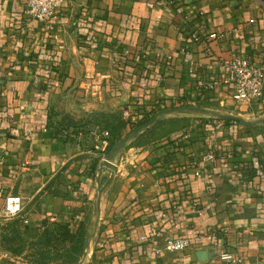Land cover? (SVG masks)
<instances>
[{
  "label": "crops",
  "instance_id": "obj_1",
  "mask_svg": "<svg viewBox=\"0 0 264 264\" xmlns=\"http://www.w3.org/2000/svg\"><path fill=\"white\" fill-rule=\"evenodd\" d=\"M149 1L62 0L41 23L23 0H0L3 195L20 198L26 229L86 220L92 231L97 214L80 264H264V123L216 129L213 118L172 114L127 143L115 166L94 147L93 130L124 135L170 106L253 115L231 100L223 62L247 54L264 65V0ZM192 30L239 37L182 52ZM207 150L223 158L202 161ZM10 220L0 215V234ZM167 236L187 246L169 252Z\"/></svg>",
  "mask_w": 264,
  "mask_h": 264
},
{
  "label": "built area",
  "instance_id": "obj_2",
  "mask_svg": "<svg viewBox=\"0 0 264 264\" xmlns=\"http://www.w3.org/2000/svg\"><path fill=\"white\" fill-rule=\"evenodd\" d=\"M62 0H23L24 12L27 18L37 20L41 23H47L55 15L56 9L61 5ZM148 7L153 6V1L147 2ZM250 22L253 20L250 19ZM234 37H239L238 30H223V31H211L205 34L192 30L183 35L181 51L187 52L193 44H199L208 40L223 39L230 33ZM225 69V81L232 84V91L230 98L237 104H245L247 106H257L258 108L264 107V65L258 64L253 60L250 55L247 54H233L230 58L223 62ZM214 82L207 83L206 87L211 89L214 86ZM128 114L124 112V116ZM215 119L214 126L217 129L220 124L219 119ZM214 128V129H215ZM46 130V128H44ZM96 143L95 149L102 152L101 162L103 156L109 150L112 144H110V133L108 130H93ZM213 151H205L201 155V160L210 164L216 163L219 159ZM103 164V163H102ZM195 175L199 174L196 170ZM0 197H3V203L0 206V215L7 219H13L19 216L21 212V201L18 196L3 195L0 183ZM26 222V220H23ZM142 240L144 236L140 237ZM187 246L185 239L177 238L174 236H167L164 243V249L169 252L184 250ZM222 260H231L232 255L229 253L221 254Z\"/></svg>",
  "mask_w": 264,
  "mask_h": 264
},
{
  "label": "rangeland",
  "instance_id": "obj_3",
  "mask_svg": "<svg viewBox=\"0 0 264 264\" xmlns=\"http://www.w3.org/2000/svg\"><path fill=\"white\" fill-rule=\"evenodd\" d=\"M253 107V115H248L246 112L247 114L244 113L241 116L255 118L264 113L262 112L263 106L258 108L254 105ZM176 115L182 116L181 114ZM54 222L63 227V223ZM2 223L5 240L0 238V264H80L93 235L90 234L86 241L87 231L85 234L80 233L77 226H69L67 230L70 231L66 236L62 235V228L54 226L53 223L26 230L18 229L9 221H2ZM8 248L14 249L17 255L11 254Z\"/></svg>",
  "mask_w": 264,
  "mask_h": 264
},
{
  "label": "water",
  "instance_id": "obj_4",
  "mask_svg": "<svg viewBox=\"0 0 264 264\" xmlns=\"http://www.w3.org/2000/svg\"><path fill=\"white\" fill-rule=\"evenodd\" d=\"M172 114H181V115H196V116H205L210 118L228 120L232 122H236L245 127H253L264 123V113L255 118H245L241 115L234 114L228 111L209 108L200 105H176L170 106L166 108H162L156 110L149 118L137 124L131 130L126 132L119 140L115 141L107 153L103 156V164H108L110 166H115L116 158L119 153L125 147L127 143H129L133 138H135L139 133L148 128L150 125L155 123L157 119L162 116L172 115ZM98 212V206L97 211ZM97 217V214H96ZM94 219V227L92 231L87 230V240L89 239V235L94 233L96 218Z\"/></svg>",
  "mask_w": 264,
  "mask_h": 264
},
{
  "label": "trees",
  "instance_id": "obj_5",
  "mask_svg": "<svg viewBox=\"0 0 264 264\" xmlns=\"http://www.w3.org/2000/svg\"><path fill=\"white\" fill-rule=\"evenodd\" d=\"M66 119H67L68 124L70 123V124H72L71 126L76 127V125H73V124H75L73 120L68 119V118H66ZM144 120H145V119H143L142 121H144ZM219 120H222V119H219ZM142 121H141V122H142ZM224 121H226V122H228V123H230V124L233 123L232 121H228V120H224ZM121 127H122V124H121ZM106 130H108L109 133H110V138H109V140H110V144H113L115 141H117V140L122 136V134L118 133V132H117V129H115V128H110V127H109V129L106 128ZM76 214H77V213H76ZM85 219H87V218L85 217ZM85 221H86V220L80 221V222L78 223V225H77V228L81 231L80 233H84V234H85V232H86ZM9 223L15 225V227H17L18 229L26 230V227H24V225H22V222H21L19 219H17V218H13L12 220L9 221ZM47 223H48V224L53 223L54 226H55V225H56V226H60V225H57V222H54V221H50V222H49V221H47V220L42 221V222L40 223L39 226L45 225V224H47ZM59 223H63V227L60 226V228H62V230H63V234H62V235L65 234V235L67 236V235H68L67 233L70 231V230H67V229H69L70 222L59 221ZM76 230H77V229H76ZM0 238H2V240H3V238H4V240H5V237H4V227H3V225H2V227H1ZM2 242H4V241H2ZM6 242H7V241H6ZM7 250H8L11 254H13V255H17V252H16L14 249L8 248Z\"/></svg>",
  "mask_w": 264,
  "mask_h": 264
}]
</instances>
